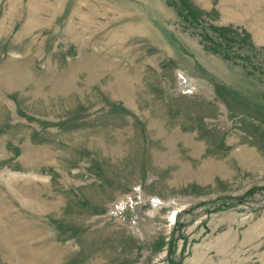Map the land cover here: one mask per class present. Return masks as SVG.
Returning <instances> with one entry per match:
<instances>
[{
  "label": "rangeland",
  "instance_id": "obj_1",
  "mask_svg": "<svg viewBox=\"0 0 264 264\" xmlns=\"http://www.w3.org/2000/svg\"><path fill=\"white\" fill-rule=\"evenodd\" d=\"M0 264H264V0H0Z\"/></svg>",
  "mask_w": 264,
  "mask_h": 264
}]
</instances>
